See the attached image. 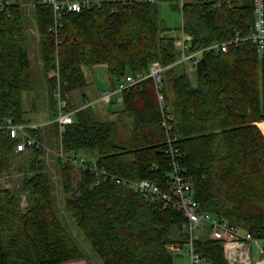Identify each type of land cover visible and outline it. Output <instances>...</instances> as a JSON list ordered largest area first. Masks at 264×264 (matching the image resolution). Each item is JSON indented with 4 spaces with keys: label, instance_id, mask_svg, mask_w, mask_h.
<instances>
[{
    "label": "trees",
    "instance_id": "obj_1",
    "mask_svg": "<svg viewBox=\"0 0 264 264\" xmlns=\"http://www.w3.org/2000/svg\"><path fill=\"white\" fill-rule=\"evenodd\" d=\"M10 1L0 13V122L12 118L29 124L22 109L23 95L34 90L26 9L21 0ZM175 1L100 0L78 13L62 12L55 36L51 6L32 0L43 86L55 111L52 71L58 72L70 111L79 105L72 94L87 86L84 67H105L113 84L146 75L153 62L165 68L161 91L170 117L168 134L154 84L145 79L123 91L117 120L102 119L92 105L74 113L60 135L51 125L55 146L88 158L96 155L88 162L120 179L150 180L168 190L169 136L179 150V172L200 210L264 239V135L258 127L264 122V51L248 42L227 52L205 51L194 67L193 86L179 62L176 39L163 37L157 22L159 4L171 3L180 10V29L191 37L189 52H197L250 34L252 0H195L182 7ZM121 116L130 119L122 141L117 138ZM31 134L40 145L43 140L52 145L40 130ZM16 144L0 131V179L22 176L18 187L0 188V264H66L83 258L63 217L73 221L102 264H174L168 246L181 248L185 242L181 213L110 181L95 186L93 175L57 157L54 175L42 148L23 157L15 152ZM56 179L61 198L55 194ZM195 249L203 262L227 264L220 241L206 235Z\"/></svg>",
    "mask_w": 264,
    "mask_h": 264
},
{
    "label": "built area",
    "instance_id": "obj_2",
    "mask_svg": "<svg viewBox=\"0 0 264 264\" xmlns=\"http://www.w3.org/2000/svg\"><path fill=\"white\" fill-rule=\"evenodd\" d=\"M154 3L155 0H148ZM177 5L182 7L183 0H176ZM237 1V0H229ZM12 2L10 0H0V13L4 11L6 6ZM51 6L53 13V26L50 29L55 36L61 27L60 18L62 12L78 13L82 10L89 9L100 4V0H43ZM253 4V25L250 34L247 36H239L236 34L230 40L217 43L197 52H189L191 37L186 35L181 29L176 35L175 47L180 53L179 62H183L186 66L194 68L202 59V54L209 50H218L227 52L231 45H238L242 42H248L257 52L264 51V0H252ZM165 68L159 62H153L149 66L148 73L144 76L136 77L126 76L112 90L103 92L100 97L93 102H85L81 107L67 111L63 100L60 86L59 75L57 70L49 73L50 78L57 81V88L53 93L55 101V115L52 122L48 124H22L16 123L12 118H6L0 122V131L6 133L11 139L16 140L15 152L19 154L31 153L33 148H42L46 153L53 154L62 162L67 163L82 172H88L93 175L94 185L98 186L103 182H113L118 186H123L132 192L142 194L151 202L162 203L165 207H169L181 213L186 222L183 225L185 234V242L180 248L176 245H169L168 250L175 252L180 249L184 250L185 255L189 257V264H202L203 260L196 252L195 245L203 236L220 241L223 243L224 257L227 264H264V239H255L246 230L239 226L229 224L226 221L218 220L200 210L198 202L193 199L190 184L185 180L179 172L178 159L180 158L179 150L174 147L173 141L167 136L166 153L171 159L172 173L170 174L168 190L162 189L158 184L150 180H125L107 173L104 170L97 169L88 159L81 154L67 153L60 146L55 150L48 148L46 145L37 141L31 132L38 131L45 126L55 125L59 135L64 128L73 123V116L79 110L100 103L110 105L113 102L120 103L122 101V93L126 89L139 84L145 79H151L155 90L159 108L162 114V126L165 133L171 130L168 125L170 117L165 113V101L162 93V77Z\"/></svg>",
    "mask_w": 264,
    "mask_h": 264
},
{
    "label": "rangeland",
    "instance_id": "obj_3",
    "mask_svg": "<svg viewBox=\"0 0 264 264\" xmlns=\"http://www.w3.org/2000/svg\"><path fill=\"white\" fill-rule=\"evenodd\" d=\"M183 1L186 4L195 2V0H183ZM20 2L26 9L25 10L26 11L25 25L27 30L26 39H27L28 53L32 60V69H33V77H34V90L32 92L25 93L22 98V109L24 112L23 118L28 123L43 124L53 120L55 110H54V106H52V104L48 101L45 88L43 86L41 63H40L41 61L38 51V36L36 33L35 21L33 17L32 0H21ZM173 4L177 5V2L175 1L173 2ZM157 22L159 29L162 30L161 35L163 37L176 38V35L179 34L181 27L180 10L172 7L171 3L159 4ZM184 70L188 74V76H190V73L194 69L188 66H184ZM84 72L87 80V86L83 90L74 93L75 95L72 94L73 96L76 97L77 103H80L83 94L87 96L90 102H93L94 99L102 95L103 91H107L111 87L110 76L105 67H97L93 69L84 67ZM190 80L193 86L196 85L195 77H191ZM92 109H94L96 112L99 113L103 111H106L108 113L110 112L107 117L109 120H114L116 119L115 116L117 114H115V112L117 111L118 106L114 103L110 105L96 103L93 104ZM123 125L124 127H119L117 131V138L121 141L125 140L128 137L129 124L127 125L126 123H124ZM44 130L46 129L45 128L41 129L40 133H43ZM48 130L50 132L49 134L52 137L51 138L52 145L50 146L48 142L44 140L43 143L47 145L48 148L55 150V148L57 147V146L55 147L56 138L54 137L53 131H51V129ZM28 154H23V157H25ZM85 157L88 160L94 162L96 155H93L92 157L89 158L87 156ZM55 158H56L55 155L45 152L44 159L46 162V166L54 175L57 174V165L55 163ZM18 164H19V160H16L15 165L17 166ZM21 180H22V176L19 174H4V176L0 179V188H7V189L16 188L20 185ZM54 184H55V189H57V192H55V194L56 196L58 195L61 198V194L59 193V183L57 179L54 180ZM58 198L59 197H57V199ZM60 200L61 199L58 200L59 201L58 205L59 208L62 209V206H60ZM62 221L64 222L63 224H65L67 228L68 234L72 237V239L80 248L83 254V258L88 259L93 264H102L101 261L94 256L92 250L90 249L89 245L87 244L83 236L80 234V232L74 225L73 221H70L65 217H63ZM172 254H173L174 264H189V257L185 255L184 250L182 251V249H180L178 251L172 252ZM202 264H209V263L203 262Z\"/></svg>",
    "mask_w": 264,
    "mask_h": 264
},
{
    "label": "crops",
    "instance_id": "obj_4",
    "mask_svg": "<svg viewBox=\"0 0 264 264\" xmlns=\"http://www.w3.org/2000/svg\"><path fill=\"white\" fill-rule=\"evenodd\" d=\"M184 66H186L185 64H182V69H183V71L185 72V70H184ZM97 68V67H96ZM194 69V68H193ZM186 73V72H185ZM189 78H191V77H195V79H196V75H195V70H193L191 73H190V76H188ZM119 82H117L116 84H113L112 82H111V87H110V89L109 90H112L114 87H116L117 86V84H118ZM196 83V82H195ZM109 90H107V91H109ZM45 92H46V88H45ZM103 92H106V91H103ZM46 96H47V93H46ZM48 98V97H47ZM99 98V96L96 98V99H94V101H96L97 99ZM85 102H90L89 101V99L88 98H85V99H81V101H80V103H79V105H77L76 107H75V109H77V108H79V107H81ZM116 105H117V103H115ZM110 113V112H109ZM108 112H106V111H103V112H101V113H99V115L102 117V118H104V119H107V120H109L108 119V114H109ZM117 117H118V114L115 116V118L116 119H114V120H117ZM50 122H52V121H48V122H46V123H43V124H48V123H50ZM129 122H130V119L127 117V116H121L120 118H118V122H117V131H118V129H119V127H124V123H126L127 125L129 124ZM31 124H33V123H31ZM35 124V123H34ZM46 129V130H44L43 131V136L46 138V140H49L50 142H52V140H51V135L49 134L50 132H49V130L48 129H51V131H53L54 132V128L52 127V126H45V127H43V128H41V129ZM40 129V130H41ZM47 146V145H46ZM48 147V146H47ZM56 147V146H55ZM66 264H93L92 262H90L88 259H86V258H81V259H79V260H75V261H71V262H68V263H66Z\"/></svg>",
    "mask_w": 264,
    "mask_h": 264
},
{
    "label": "bare ground",
    "instance_id": "obj_5",
    "mask_svg": "<svg viewBox=\"0 0 264 264\" xmlns=\"http://www.w3.org/2000/svg\"><path fill=\"white\" fill-rule=\"evenodd\" d=\"M258 125H259L260 129L262 130V132L264 133V123H259Z\"/></svg>",
    "mask_w": 264,
    "mask_h": 264
}]
</instances>
